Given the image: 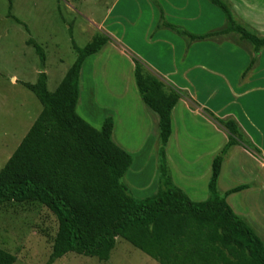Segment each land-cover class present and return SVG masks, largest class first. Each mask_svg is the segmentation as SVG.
<instances>
[{
    "label": "trees",
    "instance_id": "16d2710c",
    "mask_svg": "<svg viewBox=\"0 0 264 264\" xmlns=\"http://www.w3.org/2000/svg\"><path fill=\"white\" fill-rule=\"evenodd\" d=\"M149 1L159 13L155 30L169 29L187 44L236 35L253 50L242 76L257 64L264 37L240 23L226 0H207L222 12L225 25L201 35L168 24L159 3ZM10 9L9 4L7 16L17 21ZM110 41L107 34L100 32L81 48L71 40L76 58L50 92L43 72L44 50L28 39L41 70L34 83L21 85L34 95L41 111L0 169V206L36 203L54 216L57 229L45 264H54L67 254L107 262L117 239L157 264H264V243L226 202L228 196L248 186L239 185L223 194L217 188L222 163L233 146L250 153L258 150L233 119H218L205 110L223 128L227 140L212 159L207 198L190 200L173 183L166 156L172 134L171 113L183 95L137 58H132L137 91L158 120L157 186L145 198L137 199L130 193L124 176L132 160L112 139L113 118L105 117L96 129L76 112L82 64ZM15 262L14 255L0 248V264Z\"/></svg>",
    "mask_w": 264,
    "mask_h": 264
},
{
    "label": "rangeland",
    "instance_id": "374dc122",
    "mask_svg": "<svg viewBox=\"0 0 264 264\" xmlns=\"http://www.w3.org/2000/svg\"><path fill=\"white\" fill-rule=\"evenodd\" d=\"M115 1L0 0V169L41 111V106L34 95L21 85V83H34L39 70H41L38 56L33 47L27 44L28 39L34 40L44 50L46 61L43 72L48 77L47 88L53 92L76 58L71 47V40L80 48L85 46L98 33L97 28H104L103 23L107 19V10ZM156 1L161 2L160 0ZM145 2L150 3L149 0H145ZM226 2L230 4L229 0ZM9 4L11 5L10 15L20 23L7 16ZM161 5L159 4L160 7H162ZM215 11L222 13L216 7ZM233 13L235 14V12ZM262 13L261 17L264 20V12ZM116 14L132 18L133 21H130L129 29L133 33L143 34L144 22H138L136 17L134 19L132 11H124L118 7L113 16ZM121 21H125V19ZM109 23L110 20L106 25ZM240 23L245 24L242 21ZM108 28H114L116 36H121V31L126 32L121 22L114 23ZM260 36L264 37V33ZM113 45L117 46L118 44L114 43ZM111 51L113 57L108 65L104 66L103 60L95 62L97 65L94 67L97 68H94L96 69L93 78L94 84L92 82L91 86L87 88V84H83L81 81V100L79 106L77 105L76 112L89 125L98 128L102 120L111 115L105 111L109 109L115 117V139L117 135L124 134L130 144H140L144 141L149 145L158 133L157 117L146 107L139 108L140 104L138 103L141 102V97L138 94L133 73L130 74V70L127 68V60L119 54L117 49ZM89 63L90 60L86 67ZM86 67L83 70L84 80ZM128 78L130 79L128 80L129 94L122 100L119 96L124 87L127 89ZM107 87L114 95L109 94ZM85 88L86 90H84ZM106 95L111 99L110 101ZM121 101L128 105L122 108ZM177 110V119L183 115L185 123L208 128L213 131L214 138L221 141L225 139L221 128L213 124L200 109L186 103L179 106ZM149 117H154L156 127L151 125ZM127 126L130 127L129 130H127ZM146 150L147 148L141 155L145 154ZM133 157L136 161L140 158V154ZM140 176L139 182L145 185L140 188L144 190L150 188L148 192L150 193L148 196H150L155 192L153 190L156 189L157 182L155 181V184L152 185L149 169L143 171ZM128 179L125 178L124 182L130 193L140 197L144 195L140 194L143 190H138L139 186L136 187L137 184ZM242 184L249 185V190L231 195L228 198V204L264 243V165H261L257 156L255 160H249L246 156L232 153L223 165L218 191L223 194L227 189ZM206 196H208L207 192ZM56 229L57 222L54 216L36 203H7L0 206V248L15 256L14 264H45L51 252L52 238ZM54 264L157 263L124 240L117 239L115 248L107 262H99L96 258L67 254Z\"/></svg>",
    "mask_w": 264,
    "mask_h": 264
},
{
    "label": "crops",
    "instance_id": "0c3cea01",
    "mask_svg": "<svg viewBox=\"0 0 264 264\" xmlns=\"http://www.w3.org/2000/svg\"><path fill=\"white\" fill-rule=\"evenodd\" d=\"M160 1L158 3L162 4L161 8L165 21L188 33L201 35L221 29L225 25L223 14L215 11V7L207 0ZM229 3L239 20L257 34L262 35L264 33V20L261 17L262 12H264V0H229ZM118 7L124 11H132L134 19L136 17L138 22H144L143 34L133 33L129 29V23L133 21L132 18L122 14L113 16ZM107 11V19L103 23L105 26L104 28H97V31L107 34L111 41L103 47L101 51L103 53L100 52L101 55L90 56L83 62L79 74L77 105L81 100V81L83 84H87V88L91 86L92 82L94 84L93 78L96 73V69H94L96 66L94 67V65H97L95 62L98 63L103 60V65H108L113 57L111 50L117 49L119 54L127 60V68L130 70V74L133 73L132 58H137L161 81L180 91L183 95L171 113L172 134L167 143L166 156L173 183L180 189L184 188L185 190H181L190 200L198 202L207 198V183L212 159L227 140L223 128L215 123L204 112L205 110L218 119H233L251 146L258 150L250 153L241 146H233L222 163L217 188H219L223 165L232 153L246 156L249 160H255L257 156L261 165H264V49L258 53L257 64L245 76H242L249 65L253 50L250 45L239 41L234 35L187 44L184 38L169 29L155 30L159 21V13L157 8L145 0H116ZM123 19L126 22L121 21ZM108 20L110 23L106 25ZM113 22H121L126 32L121 31V36H116V30L108 28L114 24ZM114 43L118 45L114 46ZM88 60L90 63L86 67ZM84 67H86L85 80L83 79ZM104 77L106 78V76ZM128 80L130 79H127V89L124 87L119 96L122 100L129 94ZM107 88L109 94L112 95L111 89ZM109 94L108 96H110ZM186 103L200 109L213 124L220 127L225 139L221 141L214 138L212 136L213 131L208 128L185 123L183 115L177 119V108ZM138 104H140L139 108H145L142 100ZM127 105L128 103L121 101L122 108ZM105 106L107 107V105ZM105 111L111 114L110 116L113 118L112 139L114 143L131 156L132 163L124 179L129 178L128 180L137 184L136 187L139 186L138 190H143L140 194L144 195L140 197L131 193L133 197L145 198L150 194L148 193L150 188L148 190L140 188L145 186L139 182L140 175L149 169L152 185L155 184V181L157 182L156 148L158 133L149 145L144 141L140 144H130L124 134L117 135L115 139V117L109 109ZM149 120L152 126L156 125L154 117H149ZM144 124L147 125L145 122ZM99 128L100 126L96 129ZM129 129L130 127L127 126V130ZM145 148H147L145 154L141 155ZM139 154L140 158L135 161L133 156ZM249 188L234 194L245 192ZM230 196L226 198L227 204ZM228 206L231 208L229 204Z\"/></svg>",
    "mask_w": 264,
    "mask_h": 264
}]
</instances>
